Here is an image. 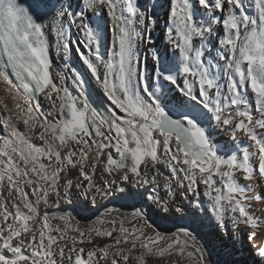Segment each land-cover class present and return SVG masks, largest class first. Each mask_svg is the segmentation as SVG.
<instances>
[{
    "label": "snow or ice",
    "instance_id": "obj_1",
    "mask_svg": "<svg viewBox=\"0 0 264 264\" xmlns=\"http://www.w3.org/2000/svg\"><path fill=\"white\" fill-rule=\"evenodd\" d=\"M157 9L167 43L149 49L150 72L139 48L153 43ZM53 28L66 52L76 45L103 113L81 72L73 95L53 69ZM217 130L231 144L213 141ZM201 185L211 216L198 217ZM261 185L264 0H162L151 11L139 0H0V264H212V250L215 264H248L236 242L243 227L251 241L264 232L249 206ZM105 200L133 211L105 208L82 224L61 208L84 214ZM226 217L228 239L202 243L197 219L218 228ZM158 221L179 223L160 231ZM253 252L264 264V243Z\"/></svg>",
    "mask_w": 264,
    "mask_h": 264
},
{
    "label": "bare ground",
    "instance_id": "obj_2",
    "mask_svg": "<svg viewBox=\"0 0 264 264\" xmlns=\"http://www.w3.org/2000/svg\"><path fill=\"white\" fill-rule=\"evenodd\" d=\"M159 2H162V0H139L140 4L147 5L149 11H151L153 4H157ZM164 13L165 10L157 9L158 23L156 26L150 29L153 43L151 45L142 44L139 48L141 66L146 65L150 70V72L154 71L155 65L152 60V52L149 51V49L155 48L163 52L167 43V38L165 35L166 17ZM67 27L68 26L65 24V29H67ZM213 27L215 28L217 26L214 25ZM217 37L218 34L213 35L212 43L218 42ZM71 39L73 41L78 39V33L75 27L71 29ZM49 42H50V58L52 60L53 69L60 70L63 72V74L66 76V85L69 87L70 91L73 92V95H76L80 91V87L78 86L77 81L74 79L75 73L73 72V69L81 72L85 79V84L83 85L85 97L88 99L92 107H94L97 111L103 113L106 110L109 102L106 100V98H104L103 93L99 88V86L95 83L94 80L91 79L90 75L87 73V70L83 67L75 51L76 45L75 44L70 45L69 50L66 52L63 48V44L66 43V41L63 37L57 34L55 28H53L49 34ZM208 47L211 48V44H209ZM106 49H107V42L105 43V47L104 49H102V51H106ZM172 51L173 49L171 47H168L169 55H171ZM215 54H216L215 49H213L212 55L214 56ZM172 95H175V93H172ZM41 102L44 108L47 109L48 104L43 100V97H41ZM222 133H223L222 131L217 130V133L212 138L215 139L217 142H225L227 136H225ZM160 167H161V171H163L167 175V169L164 168L163 166ZM161 193L163 194L162 187H161ZM185 203H188V201L185 200ZM61 208L65 209L66 211L72 212V214L76 216V218L80 220L82 224L88 223L91 219H95L96 215L104 213L105 208L118 209L120 213H124V214H130L133 211L132 207L128 205L122 206L119 204L118 201L109 202L107 200L102 201L100 206L95 207L92 209V211L84 214H77L76 212H73L70 207H67L65 205H61ZM250 208L255 216L257 217L262 216L261 213H259L253 205L250 204ZM202 209L203 207L201 208V210ZM85 216H87L89 219L88 220L84 219ZM198 217H205V216L201 211H199ZM178 223L179 222L174 224L173 222L170 221H158L157 225L160 231H174ZM214 224H216L215 219H212L211 221L205 219L204 226H200L199 219H197L195 231L197 235L201 238L202 243L211 241L213 239V235L216 234L217 231L219 232V234L223 235L224 240L228 239L226 233L231 231L233 227H231L228 224L229 226L227 228H224L222 231L221 229H219L220 230L219 231L216 228L212 227V225ZM262 243H264V232H261L260 235H258V237L254 241H251L247 238L244 231H242L240 237L237 239L236 247L241 246L240 248L245 251L246 255H252V257L254 258L253 249L255 245ZM206 255L208 260L212 262V264H215V261L219 258L215 250L206 252ZM255 259L258 260L259 258L256 257Z\"/></svg>",
    "mask_w": 264,
    "mask_h": 264
},
{
    "label": "rangeland",
    "instance_id": "obj_3",
    "mask_svg": "<svg viewBox=\"0 0 264 264\" xmlns=\"http://www.w3.org/2000/svg\"><path fill=\"white\" fill-rule=\"evenodd\" d=\"M224 134L225 136H227L226 140L229 141V143L231 144V141L230 139L228 138V135L225 134V133H222ZM213 139V138H212ZM213 141L217 142L215 139H213ZM219 143L220 145H223L224 142H217ZM248 141L246 139H244V143L241 145L240 149L238 150V153L240 156H242L243 154V150L247 147L248 145ZM241 183L243 184H248L250 182L248 181H244L241 179ZM203 191H204V186L201 185L199 188H198V192H200L201 194V198L203 199L204 203H203V209H208V215L211 216V210H210V204H209V200H208V197L206 196H203ZM254 193L255 195L252 196V194H250V196L252 197L250 200H249V206L250 204L253 205L255 207V209L261 213V215H264V185H261L259 187H256L254 186ZM119 204L121 205V203L119 202ZM202 210H200L204 216H205V212ZM231 227H233V224L231 223V220L228 219L226 217V226H218V228H216L217 230L221 229V231L224 229V228H227L229 225ZM245 228V229H244ZM246 230V231H245ZM209 231V230H208ZM220 231V230H219ZM243 231L244 233H248L250 231V229L246 228V227H243ZM241 247V246H240ZM240 247H237V249H240V254L237 255V259H240L241 256L248 261V264H253V257L252 255H246L245 254V251L243 249H241ZM251 257H252V260H251ZM250 261V262H249Z\"/></svg>",
    "mask_w": 264,
    "mask_h": 264
}]
</instances>
